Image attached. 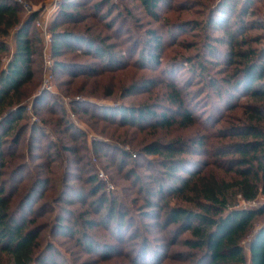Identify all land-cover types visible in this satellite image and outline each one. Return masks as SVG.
I'll use <instances>...</instances> for the list:
<instances>
[{
    "label": "trees",
    "instance_id": "16d2710c",
    "mask_svg": "<svg viewBox=\"0 0 264 264\" xmlns=\"http://www.w3.org/2000/svg\"><path fill=\"white\" fill-rule=\"evenodd\" d=\"M40 1L0 0V264H66L68 260L53 239L60 235L73 238L74 245L80 250L98 254L92 264L115 256L129 259V253H125L120 244H101L86 230L100 225L112 229L117 242L121 243L134 224L127 218V212L121 211L123 202L116 199L97 171L82 175L89 163L84 162V155L79 154L76 161L72 159L73 163H83L72 179L90 183L88 189L83 184H73L67 173L60 182L49 175L36 174L28 188L20 190L17 180L29 169V164L28 161L16 162L23 155L17 153L16 147L24 132V128H17V125L20 118L26 117L31 103L36 108L49 94L44 90L29 102L31 92L27 94L25 90L33 83V65L41 42L37 32L30 33L31 23L40 9L29 11L25 3L31 7L32 3ZM138 1L155 22L160 21V9L172 5V0ZM255 1L219 0L210 8L203 27L222 30L225 35L205 33L203 51L178 61V65L186 67L194 79H204L202 87L195 93L198 97L206 92L208 101L204 107L207 110H202V114H196L187 80L178 82L177 72L173 73L176 68L170 70L171 66H162L163 36L156 28H149L145 39L135 36L129 44L130 37L120 40L123 28L118 27V42L107 44L100 34L59 28L62 23H81L88 18L70 10L81 3L68 0L61 5L59 18L53 21L50 29L54 69L72 77L70 81L79 76L98 77L133 64L153 70L159 67L161 73L170 75L168 81L159 80L158 76L143 77L123 89L122 95L129 96L152 92L163 83L164 93H159L153 101L140 104L103 103L92 98L72 101L75 112L89 114L102 132L109 133V127L113 129L111 138H93L92 149L97 154L110 155L111 162L119 160L120 169L132 164L124 176L141 193L146 207L144 217L152 219V222L143 223L142 233L139 228H134L128 235L129 239H141L139 254L130 258L129 264H165L163 261L167 258L179 264H264V225L257 223L264 215V202L251 205L264 195V32L251 38L248 34L251 29H264L262 12L254 10ZM102 3L101 0L95 2L92 7L100 10ZM177 7L184 9L183 4ZM252 14L256 16L247 19ZM115 19L106 22L105 29H113L117 23ZM198 24L185 20L174 27L191 28ZM251 42L262 46H251ZM140 44L142 48L137 54ZM220 44L228 45L229 49L222 50ZM70 53L89 56L92 62L59 60ZM209 65L218 67L221 78L208 73ZM112 94L113 90H108L107 95ZM247 98L250 100H244ZM55 105L56 100L47 107L54 114L57 111ZM236 109H241L242 115L234 114L231 121L229 113ZM222 121L228 123L218 126ZM42 122L45 120L35 122L30 128L31 154L34 141L39 142L41 135H50V128ZM174 126H195L197 130L188 138L150 142L145 138L137 140L131 132L132 128L146 131ZM53 128L56 133L68 135L73 140L87 133L66 114L58 116ZM38 131L40 134H35ZM226 138L229 140L222 142ZM62 149L75 155L80 151L76 146H65L48 152V168L58 161ZM140 159L148 163L146 175L138 170L143 167ZM59 185H64L60 189L62 195L58 194L54 204L64 197L68 203L85 204L91 199L89 208L77 213L71 211L72 219L57 215L49 222L43 218L49 200L44 203L34 198L44 195V192L40 193L42 190L49 191L54 187L59 193ZM172 201L176 203L171 204ZM91 214L99 217L90 218ZM80 225L83 228H77ZM126 226L130 228L124 233ZM155 228L165 234H151ZM46 229L52 240H44ZM185 233L188 234L183 236ZM174 246L185 250L166 252Z\"/></svg>",
    "mask_w": 264,
    "mask_h": 264
},
{
    "label": "rangeland",
    "instance_id": "374dc122",
    "mask_svg": "<svg viewBox=\"0 0 264 264\" xmlns=\"http://www.w3.org/2000/svg\"><path fill=\"white\" fill-rule=\"evenodd\" d=\"M40 1V0H39ZM65 0H41L38 4H33L31 7L29 4L25 3V7L27 10L40 9L37 17L33 20L30 26V33L34 34L37 32L41 38V42L38 43L39 46V54L36 57V61L34 62V72L35 77L33 79V83L26 87V93L31 92L30 101L34 96L38 93V91L42 88L49 91L42 103L36 108L32 107V103L27 111L26 117L20 118L17 128L23 127L24 132L20 138V142L16 147L17 153H22L23 155L16 159V162H26L28 161L29 169L23 171L17 180L19 182L20 190H26L30 183L32 182V178L36 174L41 175H49L50 177L56 178L59 182L64 180V177L67 175L70 179L73 178V174L79 172L77 168L81 167L83 163H73L72 159L76 161L80 155H84V162L89 161L85 170L82 172L83 176L97 171L99 176L103 174L102 179L107 182L108 189L113 190L114 196L119 201L123 202V205L120 206L121 211L127 212V218H130L134 225L130 227H124L125 229H129L127 234L125 235L123 241L121 243L117 242L116 233H112L111 230H107L103 226H96L89 228L86 230L94 236H96L101 244L103 242H108L112 244H120L121 249L126 253H129V259H126L124 256L122 257H112L108 261L100 262L98 264H129L130 258H134L138 256V248L140 247V237L138 239H129L128 235L130 232L134 231V228H139L140 232L144 230L143 223L152 222V219L145 218L143 214H145L144 210L146 207L144 206V200L139 193L130 182L131 180H127L125 178V172L127 168H129L132 164H129L125 167V169H120L118 167V161L111 162L110 155L103 156L102 154H97L92 149V139L95 137H110V133L112 132V128L109 127L108 132H102L101 129H98L97 123H94V119H91L89 114L87 113H76L73 106V99H82V98H92L96 99L99 102L103 103H127V104H140L142 102L153 101L159 93H164L165 86L161 83L157 88H155L152 92H138L131 94L129 96H123V89L131 84V82L138 80L143 77L149 76H158L159 80L168 81V74L161 73L159 67L156 69L148 68L147 66L133 64L122 70H117L112 73H103L98 77L87 78L85 76H79L73 78L72 81L70 76L65 74L61 70L55 71L54 69V60L55 58L52 56V32L51 27L53 21L56 18H59V11L61 5ZM68 1H77L82 5L78 8H71V11H78L85 14L88 18H86L81 23L74 22H65L60 24L59 28L65 29H73L79 32L88 33L92 35L100 34L102 38H105V42L109 43H117L118 38V29L120 30V40L124 38L130 37L131 40L129 44L133 43V39L135 36H140L142 39H145L148 33L149 28H156L159 34L163 36V44L164 50L162 53V66L164 68H169L177 72V80L178 82H185L187 80V90L192 93L193 103L197 108L196 114H202L205 110L204 104L208 101L206 97V92H203L200 96L196 97V92L198 89L202 87L204 83V79L196 78L194 79L192 75L188 72L186 67L179 66V60H183L186 57H194L196 54H200L202 52V45L204 42L205 33L212 34L213 36H221L225 35L222 30L218 29H206L203 27V23L206 21L207 15L210 11V8L213 7L219 0H172L171 6H163L160 9V21L155 22L154 19L149 16L139 4L138 0H101L103 1L101 9L96 10L92 7V4L98 2L100 0H68ZM31 4V3H30ZM179 4H183L184 9H179L177 7ZM255 12L261 11L264 21V0H256L253 4ZM121 15V16H119ZM256 15H248L247 19H251ZM101 17V18H100ZM119 17V18H118ZM113 18L117 19L116 25H114L113 29L107 30L105 29V23L112 21ZM115 19V20H116ZM58 20H61L58 19ZM191 20L194 22H198V25L194 27H183L181 29H177L174 27L178 22ZM264 29H251L249 31V37L256 36L258 34H262ZM11 46L13 47L12 40L10 41ZM264 44V41L262 42ZM251 46H257L258 48L262 45L260 43L251 42ZM220 48L224 51L229 49V46L226 44H220ZM248 46V45H247ZM119 48V47H118ZM142 48V44L137 48V54ZM243 48H246L243 47ZM134 58H137L135 55ZM59 60H80L85 62H92L91 57L85 55H75L74 53L66 54L62 57H59ZM135 60V59H133ZM5 61V60H4ZM179 61V62H178ZM179 66V67H178ZM162 67V68H163ZM217 68L215 66L209 65L207 69L208 73L216 74L218 78H221V74L217 73ZM187 70V71H186ZM190 80V83L188 82ZM47 88H46V87ZM112 89L113 94L107 95L108 90ZM56 100L57 111L56 114L51 113L48 110V105ZM250 100V99H244ZM243 100V101H244ZM204 110V111H202ZM69 116L72 120H75L76 123L81 125V127L87 130L86 135L80 137L76 140H73L68 135L58 134L54 131L53 125L57 124L58 116L62 115ZM229 119L232 121V116L242 115L241 109H236L233 111ZM227 115V114H226ZM225 116V115H224ZM41 119L45 120L43 123L48 126L49 134L48 136L40 137L39 142L34 141V149L33 154L32 150L30 152V133L32 134V130H30L31 126L35 122H41ZM230 122V121H229ZM100 125L103 122H99ZM228 123V122H226ZM224 121L219 123L218 126H224L226 124ZM197 128L187 127V128H179L172 127L170 129H150L138 131L134 128L131 129V132H134L135 138L138 140L139 138H145L147 142L152 140H160V141H170L175 138H188L192 136ZM35 134L39 135V131ZM229 139L226 138L222 140V142H226ZM56 143V145H54ZM32 144V143H31ZM65 146H76L79 148L78 155H75L69 151L64 149L61 150V155L58 161L51 163L50 170L48 172V163H47V154L51 151L54 152L58 147L65 148ZM113 152V151H111ZM115 153V157H116ZM151 158H153L151 156ZM143 167H139L138 170L141 174H148V170H146L147 161L140 159ZM83 162V161H82ZM40 164V166H38ZM87 168L90 169L87 170ZM154 168H157L155 166ZM93 170V171H92ZM52 171V172H51ZM92 171V172H91ZM72 172V173H71ZM151 172V171H150ZM153 172V171H152ZM67 177V176H66ZM73 180V179H72ZM73 184L85 186V188H89L90 183L82 182L79 180H73ZM64 186V185H62ZM61 185L58 186L59 191L62 188ZM112 186V187H111ZM19 190V192H20ZM22 191V192H23ZM55 187L53 189L42 190L40 193L44 192V195L38 197V195L34 198H37V202H44L49 200V205L47 206V211L43 218L48 219V221H52V219L56 218L57 215H63L65 218L72 219V212H81L86 208H89V203L91 199H89L85 204L81 202H73L68 203L66 197L62 201H58L55 204L53 203L59 195H62V191L59 193L56 192ZM21 192V193H22ZM59 194V195H58ZM260 202H264L263 197H259L256 203H252L251 205L257 206ZM36 203V202H35ZM175 201H172L171 204H175ZM183 204H186L182 202ZM105 209V208H104ZM103 209V210H104ZM102 210V211H103ZM90 218H98L99 215L91 214ZM68 219V220H69ZM42 220V219H41ZM49 221V222H50ZM258 224L264 225V215H262L258 221ZM51 224V223H49ZM77 228H83L82 225L77 226ZM46 234V239L44 240H52L50 239L49 229L44 231ZM151 234L164 235L165 232L160 229H152ZM188 233H185L183 236H186ZM153 238V236H150ZM56 244L59 247L60 252L63 256L68 260L66 264H79L84 262V264H92L94 259H96L99 255H95L92 253H86L85 251L80 250L74 244L73 238H66L64 236H55L53 237ZM179 249L185 250L184 247L174 246L169 251L175 252ZM61 259V258H60ZM165 264H179V262L174 261V259H164Z\"/></svg>",
    "mask_w": 264,
    "mask_h": 264
},
{
    "label": "water",
    "instance_id": "95a60500",
    "mask_svg": "<svg viewBox=\"0 0 264 264\" xmlns=\"http://www.w3.org/2000/svg\"><path fill=\"white\" fill-rule=\"evenodd\" d=\"M44 90H45V88L40 89V90L38 91V93L35 95V97L40 96V95L43 93ZM82 99H85V98H82Z\"/></svg>",
    "mask_w": 264,
    "mask_h": 264
},
{
    "label": "built area",
    "instance_id": "2783aa9c",
    "mask_svg": "<svg viewBox=\"0 0 264 264\" xmlns=\"http://www.w3.org/2000/svg\"><path fill=\"white\" fill-rule=\"evenodd\" d=\"M46 87V86H45ZM47 88V87H46ZM127 149H128V147H127ZM101 176L103 177V174H101ZM112 187V186H111ZM261 197H263L264 198V195H261Z\"/></svg>",
    "mask_w": 264,
    "mask_h": 264
}]
</instances>
